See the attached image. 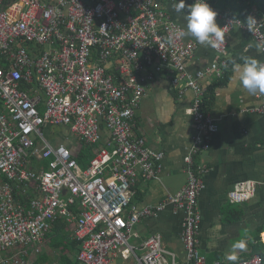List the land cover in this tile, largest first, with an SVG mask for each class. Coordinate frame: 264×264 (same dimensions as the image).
I'll return each instance as SVG.
<instances>
[{
    "label": "built area",
    "instance_id": "built-area-1",
    "mask_svg": "<svg viewBox=\"0 0 264 264\" xmlns=\"http://www.w3.org/2000/svg\"><path fill=\"white\" fill-rule=\"evenodd\" d=\"M207 3L224 21V39L213 48L218 61L193 74L188 63L198 46L176 37L184 26L160 0H0V264L39 255L60 219L81 245L79 264H113L118 255L136 264H178L161 234L143 242V258L130 242L143 219L167 207L141 209L134 202L140 176L155 180L164 168L166 153L136 135L148 84L163 75L182 94L195 93L189 183L169 203L186 214L187 264H208L199 245L208 168L197 158L211 150L219 127L206 109L210 91L203 81L209 74L226 77L234 25L264 43V17L254 15L249 30ZM253 112L264 114V103ZM55 127H67L87 147L101 146L87 169L71 148L52 143ZM243 196L231 194L234 202Z\"/></svg>",
    "mask_w": 264,
    "mask_h": 264
},
{
    "label": "crops",
    "instance_id": "crops-1",
    "mask_svg": "<svg viewBox=\"0 0 264 264\" xmlns=\"http://www.w3.org/2000/svg\"><path fill=\"white\" fill-rule=\"evenodd\" d=\"M160 1L163 9L177 22L186 25L185 13L174 10L178 0ZM191 4L185 0L186 8ZM216 22L220 27L224 24L222 19H216ZM187 40L198 46L195 57L188 63L191 73L204 71L218 61L213 48L200 45L191 36H187ZM257 44L248 32L234 25L229 36L226 77L219 79L209 74L203 81L210 91L206 109L219 127L212 137L211 150L197 158L199 166L208 168L205 188L199 199L203 217L199 245L208 264H237L249 259L256 246L264 245V114L253 112L264 103V94H249L239 86L232 70V61L243 63L245 57L264 62V52L257 50ZM147 88V96L136 113V135L144 138L150 149L165 152L166 158L158 179L140 176L135 204L141 209L162 204L167 207L157 217L143 219L136 227L138 236L130 242L138 248V257L143 258L146 255L141 249L143 242L161 234L166 250L177 255L178 264H187L188 253L183 241L186 214L184 211L177 213L169 201L189 183L186 160L198 135L191 114L195 93L187 90L182 94V90L164 75L150 82ZM59 128L64 131L56 138L50 137L52 143L65 144L78 151L76 137L70 129ZM235 191L243 192L241 202L231 198ZM65 234L59 238L47 235L39 254L42 257L29 258L24 264H65L62 251L56 245L73 246L70 244L74 242L79 245V250L65 252L69 254V264H77L81 245L74 237L72 226L68 225ZM240 243L244 245L242 249L235 247ZM230 254L237 259L229 261L227 256ZM113 264H136V260H126L118 255Z\"/></svg>",
    "mask_w": 264,
    "mask_h": 264
},
{
    "label": "clouds",
    "instance_id": "clouds-1",
    "mask_svg": "<svg viewBox=\"0 0 264 264\" xmlns=\"http://www.w3.org/2000/svg\"><path fill=\"white\" fill-rule=\"evenodd\" d=\"M174 10L177 13L182 11L185 13L186 25L181 27L176 32L177 38H184L191 36L200 44L211 48H216L224 39V33L217 22V12H215L207 3V0H195L189 6L185 5V0H178L174 4ZM237 24L242 25L240 21H235ZM247 27L250 30L256 26V20L252 17L247 19ZM257 50H264V43L256 45ZM233 73L238 79L240 87L245 89L249 94H264V62L252 58L245 57L243 63L232 61ZM219 228V225H217ZM237 248H243L242 243L235 245ZM229 261H235V255H228Z\"/></svg>",
    "mask_w": 264,
    "mask_h": 264
},
{
    "label": "trees",
    "instance_id": "trees-1",
    "mask_svg": "<svg viewBox=\"0 0 264 264\" xmlns=\"http://www.w3.org/2000/svg\"><path fill=\"white\" fill-rule=\"evenodd\" d=\"M214 8L218 9L221 11L226 17H230L234 20H239L243 22L244 24H247V19L249 17H253L254 15H259L261 17H264V0H207ZM84 144V143H83ZM101 146H96V147H89L90 149V154L86 155L84 154L83 150H78L74 151L72 149V152L77 159L79 165L81 166L82 169H87L88 166L90 165V162L95 158L96 153L95 149L99 148ZM7 181V180H6ZM16 190V198L18 200L24 199L22 197H18V190ZM24 202L26 203L27 200L24 199ZM135 202V201H134ZM68 229V224L66 223L65 220H58L57 223H55L52 227V232L49 235H55V237H64L66 234V230ZM48 235V236H49ZM48 238V237H47ZM68 245V244H67ZM73 246H64L63 244L59 243V245H56V248H59L60 251H62V261H64L65 264H69V254H67L66 251H69L70 253L78 249L79 250V245L74 242L73 244H70ZM80 253V251H79ZM259 255L264 264V245L261 246H256L254 249L253 254L250 256V258ZM249 258V259H250ZM248 260V259H247ZM239 263V262H238ZM79 264V263H77ZM212 264V262H211Z\"/></svg>",
    "mask_w": 264,
    "mask_h": 264
},
{
    "label": "rangeland",
    "instance_id": "rangeland-1",
    "mask_svg": "<svg viewBox=\"0 0 264 264\" xmlns=\"http://www.w3.org/2000/svg\"><path fill=\"white\" fill-rule=\"evenodd\" d=\"M168 12V11H167ZM63 131H64V129H62V128H57V127H55L54 129H52V132L54 133V134H56V135H58V133H63ZM45 133H47V131L45 132ZM77 142H76V145H77V147L79 148V150L81 149V150H83V152H84V154H86V155H89L90 154V149H89V147H87L85 144H83L80 140H78L77 138L75 139ZM42 250V249H41ZM42 257V255L40 256H38V255H36V254H34V253H32V252H30V255H29V257H25V258H20L22 261H24V263H26L27 262V260L29 259V258H34V259H39V258H41Z\"/></svg>",
    "mask_w": 264,
    "mask_h": 264
},
{
    "label": "water",
    "instance_id": "water-1",
    "mask_svg": "<svg viewBox=\"0 0 264 264\" xmlns=\"http://www.w3.org/2000/svg\"><path fill=\"white\" fill-rule=\"evenodd\" d=\"M66 192H64V194H65Z\"/></svg>",
    "mask_w": 264,
    "mask_h": 264
}]
</instances>
